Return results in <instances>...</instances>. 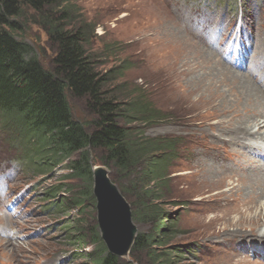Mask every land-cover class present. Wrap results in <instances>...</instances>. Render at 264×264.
Returning a JSON list of instances; mask_svg holds the SVG:
<instances>
[{
	"label": "rangeland",
	"instance_id": "374dc122",
	"mask_svg": "<svg viewBox=\"0 0 264 264\" xmlns=\"http://www.w3.org/2000/svg\"><path fill=\"white\" fill-rule=\"evenodd\" d=\"M60 6L68 11L74 25H83L88 30L87 51L92 55L97 70L107 77L108 84L105 89L123 105L122 112L128 114V118L120 119L121 122L135 131L133 134L136 142L139 143L145 137L161 146L149 157L152 162L156 158L158 165L149 162L142 175L133 174L129 177L122 175L115 166L102 165L98 161V152L95 151L92 155L93 170L98 166L108 169L110 178L114 177L119 181L117 186L127 191L128 202L133 201L136 206L152 202L153 207L167 211L168 216L159 223V227L172 219L171 227L179 232L176 237L171 238L167 246L160 243L155 245L156 252H169L175 263L170 262L169 256L165 255L163 259L166 264H225L239 260H244L243 264H264L262 260L247 254L250 245H246L245 240L236 236H222L225 232L229 233L228 230H238L245 223H242V218L239 220L240 214L227 211L224 207L231 197V194L225 192L229 187L207 183L205 179L202 180L205 175L199 171L201 166L198 162L210 159L206 152L215 143L212 142L214 139L211 133L217 127L218 121L230 114L221 113L217 108H190V100L178 101V92L187 90L185 76L196 69L198 60H190L186 68H183L185 76L179 70L180 76L171 79L164 72L165 68L154 63L157 59L155 54H159L160 50L154 45H157L159 39L150 40L155 29L168 25L172 30L176 29L180 34L196 40L223 59L218 46L211 41L213 38L208 34L213 31L220 34L221 30L226 35L229 31L233 34L240 32L243 19L239 17L242 9L237 16L236 12L225 14L223 5L218 3L215 10L224 13H217L196 9L191 0H63ZM251 11L254 8L249 10ZM257 11L260 12L252 13V19L246 20L252 25V30L247 29L245 38L249 39L247 44L253 43L252 54L255 51L264 54V8ZM158 15L161 18H157V25L149 26ZM19 39H25L36 48L35 52L37 51L45 67H52L55 50L47 33L40 26L30 21L24 37ZM225 63L236 69L227 61ZM245 71L240 69L239 72ZM245 74L260 81L256 75ZM229 86L224 88L231 90ZM71 103L76 117L86 122L93 120L94 116L87 109L85 99L72 98ZM203 119H208V124L197 126V122ZM1 127L0 264H83L85 260L79 252H91L93 250L90 249H94L95 245L78 248L75 238L71 236L78 234V231L71 230V227L77 225L79 218L83 216L90 225L98 223L96 206L93 211H88V206L85 210H80L77 204L69 200L68 193L60 192L51 199L46 194L52 186L69 182L78 186V192L87 190V187L93 190L95 176L88 179H69L72 171L68 162L57 166L49 165V171L44 172L34 164L35 159L22 156L26 160H21L20 156H16L15 149L6 141L7 133ZM192 129L205 133L194 136ZM242 131L238 142H228L224 148L221 144L216 145L220 161L235 164L228 151L239 148L240 152H245L246 158L251 156L250 153L256 152L257 162L253 165L264 167L259 160L261 151H264V143L252 141V148L243 151L246 145L242 140L246 138L247 131ZM141 132L143 135L138 136ZM172 146L177 150L178 156L168 162L162 181L159 171H153L166 161ZM20 147L26 150L25 143L19 141L16 150ZM10 200L15 202L13 208L18 204L19 213L8 211L6 205ZM60 201L62 206H59ZM66 203L73 208L68 209ZM178 204L180 205L177 206ZM235 216L237 217L234 218ZM133 221L138 228L137 234L150 232L155 224L151 218ZM249 223L254 224L251 221ZM212 234H221V239L212 237ZM233 244L237 248L231 246ZM176 248L185 250L181 253L174 252ZM134 255L131 256L129 252L123 259L134 264H153L150 250L142 254L136 251Z\"/></svg>",
	"mask_w": 264,
	"mask_h": 264
},
{
	"label": "trees",
	"instance_id": "16d2710c",
	"mask_svg": "<svg viewBox=\"0 0 264 264\" xmlns=\"http://www.w3.org/2000/svg\"><path fill=\"white\" fill-rule=\"evenodd\" d=\"M62 2L0 0V126L7 133L6 141L14 149L19 141L25 143L26 150L20 147L18 152L35 159L34 164L46 173L49 165L68 162L72 171L69 179L94 176L92 155L95 151L100 154L98 161L102 165L115 166L128 177L142 175L149 162L158 165L156 158L152 162L149 157L161 146L145 137L136 142L135 131L121 122L120 119L128 118V114L122 112L123 105L105 89L107 77L97 70L92 55L87 51L88 30L83 25L72 23L68 11L60 6ZM30 21L47 33L55 50L50 68L42 64L33 45L19 39L24 37ZM72 98L86 100L87 109L94 116L91 122L75 116ZM141 135L143 132L138 136ZM169 150L166 161L153 171H159L161 180L168 162L178 156L175 147ZM111 178L119 184L114 177ZM77 188L70 182L52 186L46 196L51 199L60 192L68 193L69 200L77 204L78 209L85 210L88 206V211H93L96 198L92 188L87 187L83 192L76 191ZM119 188L128 200L127 191ZM132 202L129 203L134 220L151 218L155 224L150 232L137 234L130 255L150 250L153 264H166L163 256H169L170 262L175 263L169 252L157 253L154 249L158 243L167 246L179 232L171 227L172 219L159 227V223L168 216L167 211L153 207L152 202L141 203L142 206ZM66 204L68 209L73 208ZM59 206H62L61 201ZM85 218L80 217L77 225L71 227V230L78 231V234L71 235L78 248L95 245L91 252L78 251L85 260L83 264H134L111 253L101 237L99 224L90 225ZM183 250L176 248L174 252Z\"/></svg>",
	"mask_w": 264,
	"mask_h": 264
},
{
	"label": "bare ground",
	"instance_id": "6f19581e",
	"mask_svg": "<svg viewBox=\"0 0 264 264\" xmlns=\"http://www.w3.org/2000/svg\"><path fill=\"white\" fill-rule=\"evenodd\" d=\"M157 18L161 17L158 15L154 23H149V26H156V23L159 22ZM246 25L247 27L252 26L248 21H246ZM171 28L168 25L160 26L158 29L154 28L156 31L153 32L150 40L159 39L157 45L154 46L160 49L159 54H155L157 59L154 63L165 68L164 72L168 74L169 78H176L179 75V70L184 75L183 68H186L190 60H198L196 69L190 74L187 73L189 75H184L187 77L185 80L188 85L187 90L179 91L177 96L180 98L177 100H190V108H217L221 113L230 114L219 120L214 130L211 129L213 130L211 137L214 139L212 142L215 143L208 148L207 152L205 151L209 153L210 159L198 162L200 163L198 165L201 166L199 171L205 175L202 180L205 179L207 183L213 185L229 187L225 192L231 194V197L229 201L225 202L224 207L227 208V211L231 210V212H237V215L240 214L239 220L242 218V223H245L241 224L238 230H228L229 233L223 232L222 236H236L245 240L246 245H250L247 254L252 257L251 252H253L255 257L253 255L252 258H258L264 263V239H262L264 238V167L253 165L254 162H257L256 152L250 153L251 156L246 158L245 152H240L239 148L229 150L230 159L234 158L235 164H227L220 161V155L217 153L219 149L216 150V145L221 144L224 148L228 142L233 144L238 142L242 130L247 131L246 138L242 140V143L246 145L243 151L252 148V141L264 143V55H261L260 51H255L246 71L239 72V69V71L236 70L237 67L234 69L228 66L216 53H211L196 40ZM148 37L150 38V35ZM210 46L208 47L210 48ZM249 52L250 49H248ZM245 73L256 75L260 81L251 79ZM227 85L231 90L224 88ZM207 121L209 122L208 119L199 120L197 126L202 127L203 124L206 126ZM192 130L194 136L205 133H200V130L196 129ZM259 160L260 165L264 166L262 164L264 163V151H261ZM230 207L233 208L230 209ZM250 221L254 224H250ZM220 235L212 234V237L217 236L221 239ZM209 239L214 240V238ZM242 262L244 260L230 261L225 264H243Z\"/></svg>",
	"mask_w": 264,
	"mask_h": 264
},
{
	"label": "water",
	"instance_id": "95a60500",
	"mask_svg": "<svg viewBox=\"0 0 264 264\" xmlns=\"http://www.w3.org/2000/svg\"><path fill=\"white\" fill-rule=\"evenodd\" d=\"M94 176L93 193L101 237L111 253L126 257L138 232L131 205L110 178L108 169L98 166Z\"/></svg>",
	"mask_w": 264,
	"mask_h": 264
}]
</instances>
